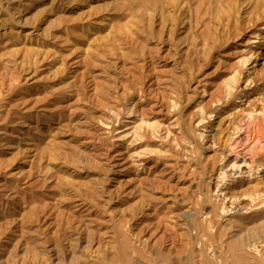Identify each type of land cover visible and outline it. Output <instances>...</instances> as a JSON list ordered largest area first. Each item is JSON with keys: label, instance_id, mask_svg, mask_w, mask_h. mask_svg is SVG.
Instances as JSON below:
<instances>
[{"label": "rangeland", "instance_id": "1", "mask_svg": "<svg viewBox=\"0 0 264 264\" xmlns=\"http://www.w3.org/2000/svg\"><path fill=\"white\" fill-rule=\"evenodd\" d=\"M125 262L264 264V0H0V264Z\"/></svg>", "mask_w": 264, "mask_h": 264}, {"label": "bare ground", "instance_id": "2", "mask_svg": "<svg viewBox=\"0 0 264 264\" xmlns=\"http://www.w3.org/2000/svg\"><path fill=\"white\" fill-rule=\"evenodd\" d=\"M250 135V134H249ZM242 148V147H241ZM244 152V151H243ZM238 159V158H237ZM252 160V159H251ZM231 165V164H230ZM247 175V174H246ZM244 248V247H243ZM124 264H126V262L124 263Z\"/></svg>", "mask_w": 264, "mask_h": 264}]
</instances>
